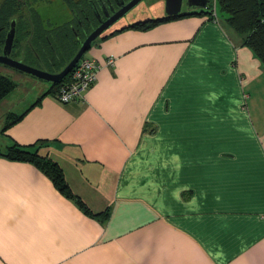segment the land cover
Here are the masks:
<instances>
[{"label":"crops","instance_id":"crops-1","mask_svg":"<svg viewBox=\"0 0 264 264\" xmlns=\"http://www.w3.org/2000/svg\"><path fill=\"white\" fill-rule=\"evenodd\" d=\"M201 11L117 26L88 50L100 68L82 96L50 85L3 126L0 147L43 142L110 216L0 156V264H264V62Z\"/></svg>","mask_w":264,"mask_h":264},{"label":"trees","instance_id":"trees-1","mask_svg":"<svg viewBox=\"0 0 264 264\" xmlns=\"http://www.w3.org/2000/svg\"><path fill=\"white\" fill-rule=\"evenodd\" d=\"M44 1V0H43ZM24 0H2L0 3V53L3 52L7 32L11 22L16 19V35L12 53L20 50V56L25 62L50 72L61 71L75 56L80 48V40L86 34L77 36L72 28V22L54 23L47 21L35 5L26 4ZM217 6L225 14L226 21L238 32L242 33L244 43L252 48L258 58L264 62V0H217ZM207 12L213 15L211 4ZM174 17L161 19H146L135 22L131 26L148 27L158 22L166 21ZM11 53V54H12ZM65 55V61L59 68V61ZM86 55V54H85ZM58 66V67H57ZM73 70L58 83H51L49 92L55 94L60 88L72 80ZM18 83L11 77L0 73V103L8 94L14 91ZM42 97H40L41 100ZM38 100V101H40ZM21 115L12 116L4 129L12 122L19 120ZM43 142L38 145H20L17 142L9 145L5 152L0 151V156L12 160L28 161L36 165L48 175L55 186L68 198L74 200L87 214L106 220L110 216V209L100 212L93 211L88 204L70 187L62 166L41 151Z\"/></svg>","mask_w":264,"mask_h":264},{"label":"rangeland","instance_id":"rangeland-1","mask_svg":"<svg viewBox=\"0 0 264 264\" xmlns=\"http://www.w3.org/2000/svg\"><path fill=\"white\" fill-rule=\"evenodd\" d=\"M164 1L165 0H142L131 10L129 15L123 19L120 24L123 25L132 21L133 19H146L147 17L152 18V16L157 15L158 13H163ZM24 2H26L27 5H35L34 7L39 10L43 18H45L47 21L53 22V24L67 22L68 20H72L74 17L70 7L63 0H24ZM26 4L24 7L28 8ZM211 4L214 5V0H211ZM216 7L217 13L221 17L225 16L219 6ZM184 8L186 9V7ZM19 54L20 50L18 49L17 52L12 53L11 56L15 59L25 62L24 59L18 56ZM87 54L88 51L86 52V55ZM64 61L65 55H63L59 61V68L63 66ZM0 73L11 77L18 83L17 88L8 94L6 98L0 103L1 138L2 128L8 121H10L11 117L13 115H18L27 109L37 99L42 91L51 85V83L1 63ZM0 150L6 151V149H3L2 147H0Z\"/></svg>","mask_w":264,"mask_h":264},{"label":"water","instance_id":"water-1","mask_svg":"<svg viewBox=\"0 0 264 264\" xmlns=\"http://www.w3.org/2000/svg\"><path fill=\"white\" fill-rule=\"evenodd\" d=\"M142 0H131L125 5V10L120 14L119 17L127 13L129 10L134 8ZM187 5L190 8L207 9L211 5V0H186ZM183 6V0H166V12L169 15H175L181 13ZM116 18V20L118 19ZM16 19L11 22L10 29L7 32L3 52L0 53V63L13 67L19 71L27 74H31L40 79L46 80L50 83H58L64 80V78L71 72V70L78 64L83 58L86 52L91 48L92 44L102 35V33L110 25H102L90 32L85 39L82 41L79 50L70 62L59 72H50L39 67L29 65L22 60L15 59L11 56L13 44L16 35ZM1 30V28H0Z\"/></svg>","mask_w":264,"mask_h":264},{"label":"flooded vegetation","instance_id":"flooded-vegetation-1","mask_svg":"<svg viewBox=\"0 0 264 264\" xmlns=\"http://www.w3.org/2000/svg\"><path fill=\"white\" fill-rule=\"evenodd\" d=\"M47 1H51V0H47ZM63 1L68 4L74 15L73 19L68 21L72 22L71 24L73 31L77 36H82V33L86 34L87 36L90 32H92L93 30H95L96 28L102 25L105 26L110 25L102 33V35L106 34L109 31H113L114 29L118 28L117 26L119 25L123 26L122 24H120L121 21L125 19L133 9L132 8L127 13H125L124 15L118 18V16H120V14L125 10L126 8L125 5L131 0H63ZM184 7H186V9ZM189 9L190 7L187 5L186 0H183L181 13L175 15H169L166 12V0H165L163 13H158L157 15H154L152 18L161 19V18L179 16L180 14L186 13L184 11L185 10L187 11ZM116 18L118 19L116 20ZM85 37L79 39L81 43L85 39Z\"/></svg>","mask_w":264,"mask_h":264},{"label":"built area","instance_id":"built-area-1","mask_svg":"<svg viewBox=\"0 0 264 264\" xmlns=\"http://www.w3.org/2000/svg\"><path fill=\"white\" fill-rule=\"evenodd\" d=\"M217 0H214L213 17L218 19ZM113 59L109 58L108 64H112ZM100 65L90 56L84 55L74 67L72 80L63 85L56 94V98L62 103H68L77 97L82 96L97 79V71Z\"/></svg>","mask_w":264,"mask_h":264}]
</instances>
